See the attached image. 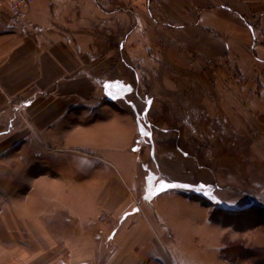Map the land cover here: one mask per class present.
I'll list each match as a JSON object with an SVG mask.
<instances>
[{
    "label": "crops",
    "instance_id": "0c3cea01",
    "mask_svg": "<svg viewBox=\"0 0 264 264\" xmlns=\"http://www.w3.org/2000/svg\"><path fill=\"white\" fill-rule=\"evenodd\" d=\"M88 3L36 0L15 10L0 1V264H174L157 191L132 147L140 125L101 100L114 47L91 30L101 10L94 5L91 17ZM138 3L171 22L188 18L216 52L249 39L240 14L264 12V0Z\"/></svg>",
    "mask_w": 264,
    "mask_h": 264
},
{
    "label": "rangeland",
    "instance_id": "374dc122",
    "mask_svg": "<svg viewBox=\"0 0 264 264\" xmlns=\"http://www.w3.org/2000/svg\"><path fill=\"white\" fill-rule=\"evenodd\" d=\"M90 1L91 17L101 10L91 30L114 47L101 100L140 125L132 147L157 191L164 252L174 264H264V52L254 49L264 12L240 14L249 39L216 52L188 18L171 22L138 0Z\"/></svg>",
    "mask_w": 264,
    "mask_h": 264
},
{
    "label": "built area",
    "instance_id": "2783aa9c",
    "mask_svg": "<svg viewBox=\"0 0 264 264\" xmlns=\"http://www.w3.org/2000/svg\"><path fill=\"white\" fill-rule=\"evenodd\" d=\"M0 1L1 2H7L15 10H19L20 8L29 7L36 0H0Z\"/></svg>",
    "mask_w": 264,
    "mask_h": 264
},
{
    "label": "trees",
    "instance_id": "16d2710c",
    "mask_svg": "<svg viewBox=\"0 0 264 264\" xmlns=\"http://www.w3.org/2000/svg\"><path fill=\"white\" fill-rule=\"evenodd\" d=\"M226 249H227L229 252H230V250H231V249H228V247H227V248L224 247V248H223V251H222V252H223V255H224V257L226 256L227 259H230V258H231V257H230V253L228 252V254H227V253H226V252H227Z\"/></svg>",
    "mask_w": 264,
    "mask_h": 264
}]
</instances>
